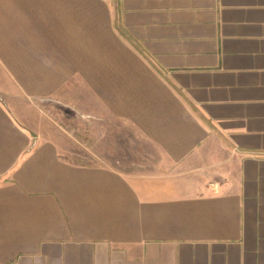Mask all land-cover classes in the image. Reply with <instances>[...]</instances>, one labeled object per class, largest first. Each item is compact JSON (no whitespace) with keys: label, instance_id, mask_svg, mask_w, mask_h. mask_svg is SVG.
I'll return each mask as SVG.
<instances>
[{"label":"crops","instance_id":"1","mask_svg":"<svg viewBox=\"0 0 264 264\" xmlns=\"http://www.w3.org/2000/svg\"><path fill=\"white\" fill-rule=\"evenodd\" d=\"M61 106L167 170L70 161ZM0 264H264V0H0Z\"/></svg>","mask_w":264,"mask_h":264},{"label":"rangeland","instance_id":"2","mask_svg":"<svg viewBox=\"0 0 264 264\" xmlns=\"http://www.w3.org/2000/svg\"><path fill=\"white\" fill-rule=\"evenodd\" d=\"M55 126L61 132L63 155L90 165H114L129 173L161 172L167 166L161 152L132 126L110 118L81 117L73 106H61ZM90 109L89 105L84 107Z\"/></svg>","mask_w":264,"mask_h":264}]
</instances>
